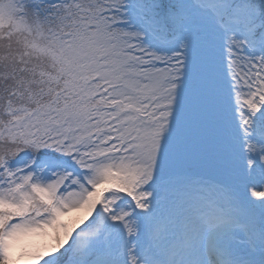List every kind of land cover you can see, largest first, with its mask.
<instances>
[{"label":"snow or ice","instance_id":"obj_1","mask_svg":"<svg viewBox=\"0 0 264 264\" xmlns=\"http://www.w3.org/2000/svg\"><path fill=\"white\" fill-rule=\"evenodd\" d=\"M0 264H264V0H0Z\"/></svg>","mask_w":264,"mask_h":264}]
</instances>
